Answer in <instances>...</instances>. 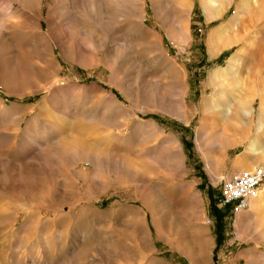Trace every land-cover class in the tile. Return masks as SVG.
I'll use <instances>...</instances> for the list:
<instances>
[{
    "label": "rangeland",
    "instance_id": "rangeland-1",
    "mask_svg": "<svg viewBox=\"0 0 264 264\" xmlns=\"http://www.w3.org/2000/svg\"><path fill=\"white\" fill-rule=\"evenodd\" d=\"M245 4L0 0V264H264V205L218 204L264 166Z\"/></svg>",
    "mask_w": 264,
    "mask_h": 264
},
{
    "label": "built area",
    "instance_id": "built-area-1",
    "mask_svg": "<svg viewBox=\"0 0 264 264\" xmlns=\"http://www.w3.org/2000/svg\"><path fill=\"white\" fill-rule=\"evenodd\" d=\"M263 184L264 167L235 172L222 180L218 204L229 207L233 213L238 214L249 209L250 199L258 194Z\"/></svg>",
    "mask_w": 264,
    "mask_h": 264
},
{
    "label": "bare ground",
    "instance_id": "bare-ground-1",
    "mask_svg": "<svg viewBox=\"0 0 264 264\" xmlns=\"http://www.w3.org/2000/svg\"><path fill=\"white\" fill-rule=\"evenodd\" d=\"M250 1H252V0H246V4H245V6L248 4V2L250 3ZM249 5V4H248ZM248 9V8H247ZM209 19V18H208ZM236 21V20H235ZM229 28H231V27H229ZM238 112V111H237ZM224 116V115H223ZM225 117V116H224ZM223 118V117H222ZM238 118H239V115H238ZM239 119H242V118H239ZM245 120V119H244ZM237 121V120H236ZM234 123V122H233ZM252 149H253V151L254 152H256L257 150H258V144L255 142V143H253V146H252ZM251 149V150H252ZM259 167H264V166H262V165H257V166H255L254 168H251V169H247V170H253V169H255V168H259ZM261 191V190H260ZM259 191V192H260ZM259 192H258V194L256 195V196H254V197H252L251 199H250V205L252 206V209H251V212L254 214V216H256V217H258L259 216V214H260V211L262 210V199L260 200V198H259ZM257 203V204H254V203Z\"/></svg>",
    "mask_w": 264,
    "mask_h": 264
},
{
    "label": "crops",
    "instance_id": "crops-1",
    "mask_svg": "<svg viewBox=\"0 0 264 264\" xmlns=\"http://www.w3.org/2000/svg\"><path fill=\"white\" fill-rule=\"evenodd\" d=\"M240 166L244 167L245 165L241 164ZM259 198H260V200L262 199V205H264V194H263L262 190L259 192ZM254 204H257V203L255 202Z\"/></svg>",
    "mask_w": 264,
    "mask_h": 264
}]
</instances>
